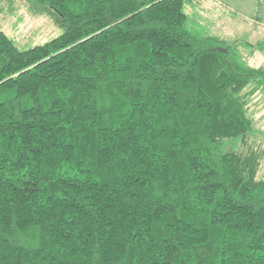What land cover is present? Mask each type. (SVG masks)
<instances>
[{
    "label": "trees",
    "instance_id": "trees-1",
    "mask_svg": "<svg viewBox=\"0 0 264 264\" xmlns=\"http://www.w3.org/2000/svg\"><path fill=\"white\" fill-rule=\"evenodd\" d=\"M26 1L63 30L0 29V264H264V39L197 33L188 0Z\"/></svg>",
    "mask_w": 264,
    "mask_h": 264
},
{
    "label": "rangeland",
    "instance_id": "rangeland-1",
    "mask_svg": "<svg viewBox=\"0 0 264 264\" xmlns=\"http://www.w3.org/2000/svg\"><path fill=\"white\" fill-rule=\"evenodd\" d=\"M187 25L201 35H218L230 40L255 43L264 39V0H188L183 4ZM53 11H36L26 0H0V29L20 48L33 46L62 32ZM245 45V44H244ZM240 53L247 63L264 64V53ZM251 55V56H250ZM264 92L248 97V110L256 131L250 137L254 147L264 150ZM257 175L264 178V158Z\"/></svg>",
    "mask_w": 264,
    "mask_h": 264
}]
</instances>
